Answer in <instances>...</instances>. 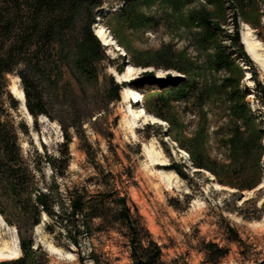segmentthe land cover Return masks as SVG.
I'll return each mask as SVG.
<instances>
[{"label":"rangeland","instance_id":"1","mask_svg":"<svg viewBox=\"0 0 264 264\" xmlns=\"http://www.w3.org/2000/svg\"><path fill=\"white\" fill-rule=\"evenodd\" d=\"M125 1L103 0L94 10L95 35L97 25L105 27L120 48L98 38L103 49L96 82L79 80L64 66L49 77L34 78L31 94L42 97L51 118L40 115L30 122L16 99L18 110H9L11 117L1 120H13L22 156L31 161L39 156L40 170L48 179L52 173L44 157L64 158L58 121L69 127L79 117L81 128L76 132L68 128L69 163L61 184L83 183L97 175L96 166L110 172L162 247L165 261L264 264V104L254 81L264 84V0H138L134 22L113 15ZM86 23L81 19L76 25L73 40L80 39ZM235 38L247 60L238 54ZM249 38L259 45L257 62L247 50ZM222 52L235 64L221 67ZM130 66L138 71L129 81L111 74L123 76ZM149 75L189 84L187 96L168 97L165 88L146 83ZM16 77L7 75L8 90ZM110 78L121 87L120 100L106 104ZM17 85L22 90L20 80ZM127 88L141 91L143 102L125 100ZM72 100L73 109L68 104ZM130 107L143 108L164 123L139 121L134 136L127 124L132 119ZM152 143L163 150L162 171L171 175L170 182L146 154ZM198 163L205 172L198 170ZM216 182L235 191L218 190ZM31 233L33 247H41L48 264H82L78 251L46 216ZM8 239V233L0 234V244ZM208 244L217 245L226 256L207 262L205 252L211 258L216 252ZM49 245L75 258L54 255ZM93 245L110 264H132L127 240L115 232L100 235ZM90 247L84 249V264H93L87 256Z\"/></svg>","mask_w":264,"mask_h":264},{"label":"trees","instance_id":"2","mask_svg":"<svg viewBox=\"0 0 264 264\" xmlns=\"http://www.w3.org/2000/svg\"><path fill=\"white\" fill-rule=\"evenodd\" d=\"M137 1H125L113 15L134 22L133 6ZM102 5L103 0H0V215L16 228L21 251L20 257L0 264L49 263L41 247H33L31 238L32 228L40 224L43 215L60 227L66 240L78 251L82 264L88 244L91 247L87 256L93 264H110L107 258L104 260V256L97 253L93 240L111 232L127 240L132 264H177L164 260L162 247L153 239L138 210L134 211L129 205L127 195L117 186L110 172L96 166L97 175L83 183L61 184L69 163L68 128L78 131L82 126L79 117L75 116L69 127L58 121L65 140L62 142L64 152H60L64 158L44 157L52 173L48 179L40 170L39 156L34 157V161L22 156L13 120H1L2 116L11 117L9 110H18V102L8 90L7 75L19 78L26 109L34 120L40 115L51 118L42 97L31 94L34 78L49 77L67 66L79 80L89 83L98 80L103 46L92 30V23H95L94 10ZM81 19H86L87 23L80 39L73 40L71 34ZM206 29L207 35L212 37L211 28ZM233 43L241 58L247 60L238 38L233 39ZM219 63L221 67H228L235 61L222 52ZM254 81L264 104V84L257 79ZM146 83L165 88L167 96L173 99L185 98L189 86L179 85L175 80H156L150 75ZM108 85L105 103L120 100V85L113 78ZM68 104L71 109L75 108L74 100ZM58 161L60 165L56 166ZM196 165L204 169L203 164ZM92 186L95 191L91 190ZM208 246L215 248L216 252L212 258L210 252H205L207 262L217 263L226 256L217 245Z\"/></svg>","mask_w":264,"mask_h":264},{"label":"bare ground","instance_id":"3","mask_svg":"<svg viewBox=\"0 0 264 264\" xmlns=\"http://www.w3.org/2000/svg\"><path fill=\"white\" fill-rule=\"evenodd\" d=\"M249 35L250 33L248 34V37H250ZM96 36L100 40H102L105 45H110L113 47L115 46L117 50H120L118 44L115 43V39L111 35L108 34V31L105 29V27L97 25L96 26ZM246 44H247L246 45L247 50L253 57V61L255 62L259 61V55L257 54V51H256L259 45L253 40H251L250 38L247 40ZM137 71L138 70L135 67L130 66L123 76L119 75L116 71H112L111 74L114 77L118 78L119 81H129L130 79H132L134 76L137 75ZM14 80L15 82L11 86V92L15 96V98L20 102L21 111L24 112L27 115V119L30 122H32V117L28 113L26 106H25L24 94L17 85L19 82V79L16 77ZM143 98H144L143 93L137 89L127 88L125 91V100L129 101V103H132V101H134L136 105L140 104L141 103L140 99H143ZM129 111L131 113L132 119L127 124L130 127L131 133L134 136H136V130L134 129V126L139 121H142L145 124H151V125L164 123L159 118L154 117L151 114H149L143 108L137 110L133 107H130ZM145 150H146V154L148 158L150 159L151 163H153V165L161 166V167L162 165H165L166 160L164 159V153L161 147L158 148L152 143L150 147H146ZM158 170H161L160 176L166 177L168 181L170 182L171 175L168 173L166 174V172L162 171V170H165L164 168L163 169L158 168ZM198 170H200L201 172L206 171L205 169H201V168H199ZM214 186L218 190H229L232 192L235 191L234 188L224 186L220 184L219 182L214 183ZM41 229H42V226H38L37 232H40ZM4 232L9 234V239L5 241L3 244H0V262L6 261V260H14L20 257L21 255L17 230H15L13 226L8 225L4 221L2 216H0V234H3ZM48 250L50 251V253L57 255V256H61L65 258H75V255H73L72 253H66L53 245H49Z\"/></svg>","mask_w":264,"mask_h":264},{"label":"water","instance_id":"4","mask_svg":"<svg viewBox=\"0 0 264 264\" xmlns=\"http://www.w3.org/2000/svg\"><path fill=\"white\" fill-rule=\"evenodd\" d=\"M7 261H10V260H7Z\"/></svg>","mask_w":264,"mask_h":264}]
</instances>
